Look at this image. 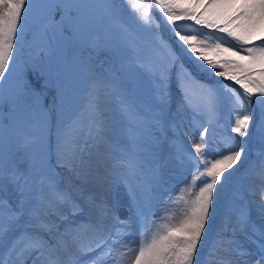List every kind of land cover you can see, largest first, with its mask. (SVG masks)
I'll return each instance as SVG.
<instances>
[{
  "label": "snow or ice",
  "instance_id": "obj_1",
  "mask_svg": "<svg viewBox=\"0 0 264 264\" xmlns=\"http://www.w3.org/2000/svg\"><path fill=\"white\" fill-rule=\"evenodd\" d=\"M123 5L128 19L119 0H43L47 43L39 67L32 58L21 59L34 0H0V193H15L0 196V264H201L197 253L205 248L208 264H252V256L264 264V146L255 159L249 150L253 134L264 145V0ZM183 21L192 24L178 23ZM162 24L172 40L160 33ZM89 48L110 53L99 72L81 56ZM185 58L221 80H198ZM69 63L87 71L71 105L52 78ZM145 79L152 102L142 98ZM173 82L180 93L174 109ZM193 86L201 92L196 103ZM49 87L56 93L45 105ZM222 106L228 126L217 137ZM22 116L29 128L23 137L15 131ZM189 128L194 150L183 140ZM164 144L167 159L161 157ZM242 158L248 167L237 177L234 166ZM171 161L190 170L194 194L164 186L161 170ZM58 169L82 184L61 187ZM253 178L259 184L246 187L243 181ZM121 185L126 206L108 198ZM164 192L169 197L158 208ZM246 192L259 196V225ZM179 201L184 208L174 218L168 206Z\"/></svg>",
  "mask_w": 264,
  "mask_h": 264
},
{
  "label": "rangeland",
  "instance_id": "obj_2",
  "mask_svg": "<svg viewBox=\"0 0 264 264\" xmlns=\"http://www.w3.org/2000/svg\"><path fill=\"white\" fill-rule=\"evenodd\" d=\"M119 2L121 3V5L124 8V12L126 14L125 18L126 19L130 18L131 14L128 12L127 6L123 5V0H119ZM42 3H43V0H34V4L36 5V7L33 8L32 15L29 19L28 33L25 37L23 49L21 52V59L22 60L32 58L37 63V65L39 67H43V65L40 64V61L45 59L46 57H45V53L43 51H41V49L44 48L46 43H47V33H46V29L44 28L45 21L43 19V12L39 8V5ZM157 18L159 19V16H157ZM56 19H58V20L60 19L59 13H57ZM178 23H181L184 25H191L192 24V22H190V21H183V22H178ZM196 27L199 28V26H196ZM186 30H189V29L186 28ZM160 33L167 40L173 39L169 35L168 27L164 26L163 24L161 26ZM65 35H69V34L65 33ZM139 35L142 38H144V37H147L149 34L144 33V32H140ZM201 38H203V36H201ZM173 47H175L174 43H173ZM177 51H179V49H177ZM241 55H245V54L243 52H241ZM81 56L85 59L90 58L91 63L94 66H97L96 71H98V72L101 71V68L99 67V65L102 63H105V66H107L106 62L108 60H110V53L106 50H100L99 52H94L92 49L89 48V49H85L81 53ZM232 59H238V57H232ZM185 65L192 71L193 75L196 76L198 80L203 81L205 84L215 85L217 81L221 80L220 77H212L207 73L198 71L193 66V64L189 60H187V58H185ZM53 69L56 71L60 70L58 68V66L55 64L53 65ZM86 75H87L86 69L78 70V69L72 67L71 64L69 63L61 71L60 76H56L55 71H53L52 78L54 80H56L57 83L62 84L64 86V88L66 89L69 104L71 105L76 100L77 93H78L79 89L82 87V84H83V81H84ZM28 79L29 80L33 79L31 72L28 73ZM225 82L226 83H232L231 81H225ZM14 87H15V81H13L10 84L4 85V90H5V92H8ZM236 87L239 88V85H236ZM176 91H178V90L176 89L175 83L173 82V85H172L173 109L175 108V104H176V101L174 98V96H175L174 94ZM241 91H242V89H241ZM55 93H56V88L55 87H49L48 95L44 100L45 105H47L50 102L52 96L55 95ZM192 96H193V103H196V102L201 100V92L195 86H193ZM142 98L145 102H152V100H153V97L151 95L150 86L148 85V82L146 79H145V87L143 90ZM253 113H254L253 122H255L256 117L259 114L258 109H256L255 106H253ZM113 115L115 116L116 113H113ZM190 118H191V114H189V119ZM220 118H221V125L222 126L217 128V137L221 136L224 133V129L227 128V126H228L229 112H228V109L226 106H222L220 108ZM52 120L54 123L55 122V116L52 117ZM15 131L21 137L29 134V128L25 125L23 116L20 118V121H19L18 126L16 127ZM188 131H189L188 136H185L183 138L184 144L189 146V150H194L191 148V145L194 143L193 137L191 136L192 133H191V130L188 129ZM253 132H254V130H253ZM231 135L235 136L236 134L232 133ZM244 139H249V138L245 137ZM262 146H264V145L261 144L259 136L253 134L251 139H250V143H249L250 156L252 159L256 158L257 151L260 150ZM219 147L223 148V145H219ZM207 150L209 153V158H213L215 156V153L213 151H211L210 148ZM169 156H170L169 146L167 144H164L162 146V150H161V157L164 159H167ZM247 167H248L247 163H245L243 158H242L241 162L238 163L236 166H234V170L235 169L239 170L237 173V177L242 175L245 172V170L247 169ZM58 171L61 173V187H66L68 185L69 181H72L71 184H74V185H81L82 184V181L80 179H77L76 177L71 176L65 169H58ZM189 173H190L189 169H182V167L180 165H178L175 161H171L166 167H164L161 170V179L164 182V186L168 189L191 188L192 192L194 194L196 189L193 187L192 184L189 183ZM235 180H236V177H234V181ZM243 183L246 187H252L249 184L248 179H245L243 181ZM84 187H85V185H84ZM118 188H115L112 190L111 193L110 192L108 193L109 201L110 202H112L113 200L115 202L118 201V202L122 203V205L126 206L127 202H128V197H127L126 191L122 185L119 186ZM121 193L124 196L123 198H122V195H119ZM169 194H170L169 192L163 193V196L161 197L160 202L157 205L158 208H162L164 206L165 200L169 197ZM174 195L178 197L180 195V192L176 191L174 193ZM0 196H3L5 199H12V198H14L15 193L12 192L11 188H9V191L7 193H0ZM184 196L186 199L191 198V196L188 195L187 191L184 192ZM245 196H246V200L250 204L252 220L258 225L261 224L262 221H261L260 214L258 211L259 196L258 195L253 196V195L247 194V192H246ZM119 198H122L124 200L119 199ZM125 199H127V200H125ZM183 208H184L183 201H179L177 203L170 204L168 206V212L172 213L174 218H178L182 214ZM166 214L167 213H165V212H161V215H166ZM80 219H86V216L82 215ZM137 235H138V230L134 228L133 236L135 237ZM213 236H215V231H213ZM237 238L244 243L245 247L249 248L252 252H255V250H256L255 245L249 243L243 235H238ZM197 256L200 259L201 264H208L209 258H208L207 248H205L203 250H198ZM84 258H85V260H87V257H84ZM249 259L252 261V264H255V260L257 259V257L252 256ZM28 264H31V260H29ZM194 264H195V261H194ZM213 264H214V261H213Z\"/></svg>",
  "mask_w": 264,
  "mask_h": 264
},
{
  "label": "bare ground",
  "instance_id": "obj_3",
  "mask_svg": "<svg viewBox=\"0 0 264 264\" xmlns=\"http://www.w3.org/2000/svg\"><path fill=\"white\" fill-rule=\"evenodd\" d=\"M244 53V52H243ZM244 54H246V53H244ZM175 96H174V98H175V101L176 102H178L179 100H180V93L178 92V91H176L175 92V94H174ZM189 130H191V133H192V131H193V129H191V128H189ZM192 136V135H191ZM71 183H72V181H70ZM80 182V181H79ZM248 182H249V180H248ZM79 184V183H78ZM249 184L251 185V186H253V185H258L259 184V180H257V179H255V178H253L252 179V181H251V183L249 182ZM85 188H90V184L89 185H85ZM118 188V187H117ZM119 189V188H118ZM112 192V191H111ZM110 192V193H111ZM114 194V193H113ZM118 194V193H117ZM110 195V194H109ZM119 195H122V193L121 194H119ZM110 197V196H109ZM124 196L122 195V198H123ZM111 198V197H110ZM122 198H119V199H122ZM122 200H124V199H122ZM125 200H127V199H125ZM114 201V200H113ZM112 201V202H113ZM115 202V201H114ZM122 204V203H121ZM125 206V205H124ZM81 218V217H80ZM134 230V229H133ZM234 258V257H233ZM85 259V258H84ZM87 259H88V257H87Z\"/></svg>",
  "mask_w": 264,
  "mask_h": 264
}]
</instances>
